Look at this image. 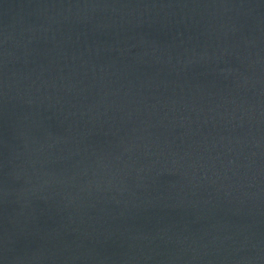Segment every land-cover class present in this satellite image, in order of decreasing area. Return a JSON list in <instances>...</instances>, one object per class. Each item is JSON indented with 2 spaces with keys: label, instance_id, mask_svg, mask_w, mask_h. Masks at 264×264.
I'll use <instances>...</instances> for the list:
<instances>
[{
  "label": "water",
  "instance_id": "water-1",
  "mask_svg": "<svg viewBox=\"0 0 264 264\" xmlns=\"http://www.w3.org/2000/svg\"><path fill=\"white\" fill-rule=\"evenodd\" d=\"M2 264H264V0H0Z\"/></svg>",
  "mask_w": 264,
  "mask_h": 264
},
{
  "label": "snow or ice",
  "instance_id": "snow-or-ice-1",
  "mask_svg": "<svg viewBox=\"0 0 264 264\" xmlns=\"http://www.w3.org/2000/svg\"><path fill=\"white\" fill-rule=\"evenodd\" d=\"M0 264H2V261H0Z\"/></svg>",
  "mask_w": 264,
  "mask_h": 264
}]
</instances>
